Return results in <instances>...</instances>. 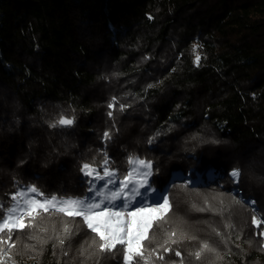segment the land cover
I'll return each mask as SVG.
<instances>
[{
	"label": "trees",
	"instance_id": "16d2710c",
	"mask_svg": "<svg viewBox=\"0 0 264 264\" xmlns=\"http://www.w3.org/2000/svg\"><path fill=\"white\" fill-rule=\"evenodd\" d=\"M104 153L121 178L130 154L150 160L166 189L147 264H264V0H0V204L30 185L90 196L80 166ZM38 211L0 234V264H121L82 218Z\"/></svg>",
	"mask_w": 264,
	"mask_h": 264
},
{
	"label": "snow or ice",
	"instance_id": "6c2138e0",
	"mask_svg": "<svg viewBox=\"0 0 264 264\" xmlns=\"http://www.w3.org/2000/svg\"><path fill=\"white\" fill-rule=\"evenodd\" d=\"M195 62L199 65V55L196 56ZM116 103V98L113 97L112 103L108 107L114 108ZM124 107V105H120L121 110ZM108 115L112 116V112L110 111ZM74 123L75 117L61 116L51 126L71 127ZM103 138L106 141L110 140V133L105 132ZM151 142L150 140L149 143ZM125 163L130 170L119 180V185L115 190L107 193L95 188V184L102 180L108 185H116L117 183V172L111 169L106 153H104L102 162L103 174L93 163L85 162L80 166L82 175L89 178L85 183L88 185L87 191L94 194L92 196L58 198L53 195L41 201L35 199V195L43 196V193H40L35 185L18 190L12 194V204L9 207L5 208L4 205L0 204V209H3L0 212V234L6 233L8 241H10L14 231L32 226L31 221L28 225L23 223L25 214L35 220L40 215L38 211L40 209L44 213H48L50 210L59 211L71 217L82 218L86 227L95 234L94 243L98 241L97 250L99 252L113 253L119 251L122 257L121 264H147L144 242L147 241L151 244L152 238L149 236V231L154 223L158 226L162 219L160 217L154 218L153 213L159 212L163 204H167V200L164 199L163 204H157L155 207L141 200L137 202L136 207L129 211V207L135 198L141 196L140 189L147 188L148 178L153 174V165L150 160L131 154L126 158ZM230 175L238 180L239 169H234ZM143 195L147 197V191ZM117 201H122V203L117 205ZM250 203L254 204L255 202L251 201ZM261 223H264V219L253 217V224L257 228L260 227ZM175 235V232L171 233V236L174 237ZM260 235L264 236V233H260ZM172 242L176 243L175 240ZM5 243L7 241L0 235V244ZM12 246L9 244V248ZM261 248L264 250V244L261 245ZM164 250L170 251L171 249L164 248ZM204 250H210L207 243L202 245L200 251L194 253L195 257L199 259ZM155 251V248L151 249V252ZM2 252L3 250H0V253ZM175 255L179 257L181 253L177 251ZM159 259H163V257L160 256Z\"/></svg>",
	"mask_w": 264,
	"mask_h": 264
},
{
	"label": "rangeland",
	"instance_id": "374dc122",
	"mask_svg": "<svg viewBox=\"0 0 264 264\" xmlns=\"http://www.w3.org/2000/svg\"><path fill=\"white\" fill-rule=\"evenodd\" d=\"M107 157L109 159V164L113 163V159L111 157H109V156H107ZM116 172H117V178H116L117 183H116V185H108V184L105 183V181L102 180V181H99L98 183L95 184V188L97 190L105 192V193H107L109 191H112V190H115V188L119 185V180L121 179L118 171H116ZM101 174H103V169L101 171ZM206 176H207L208 181H210V182H214V181L218 180V178H219V175L217 173H215L213 170H210L207 173ZM201 178L202 177H201L200 173H196V175L194 177L191 175V173H189L188 175H186V177H184V180L189 186H197V185H199L201 183ZM231 178L233 180H235V181H238V180H236L233 177H231ZM140 191H141V196H137L135 198V201L129 207V211H131L132 208L136 207L137 206V202H140L141 200H143L144 203L150 204L153 207H155L157 204H163V200L166 199L167 200V204H163V207L160 209L159 212L153 213V217L154 218L155 217H160V218H162L161 220H166V221H167V219L169 217H171L170 214H169V211L171 209V205H170L168 197L166 195V189L165 188L162 191L156 190L150 184V177H149L148 178V186H147V188H142V189H140ZM146 191L148 193L147 197H145L143 195ZM33 195H35V194H33ZM92 195H94V194L91 193L90 196H92ZM194 197H195V199L197 201L198 200L199 201H203L204 203H207V204L213 202V200L215 199L213 197H211V198L210 197H206L205 194H203V195L196 194V195H194ZM45 198L46 197L35 195V199H37V200L43 201ZM207 198H210V200H208ZM96 199H99V197H96ZM116 203H117V205H119L120 203H122V201H117ZM40 210H42V209H40ZM28 216L29 215L25 214L24 218H26ZM23 222H24V219H23ZM7 255H9V254L5 252L4 253V257H6ZM8 264H12V263L8 262Z\"/></svg>",
	"mask_w": 264,
	"mask_h": 264
}]
</instances>
